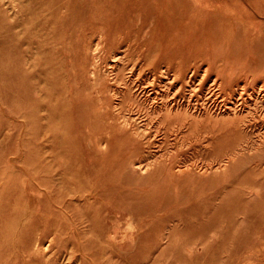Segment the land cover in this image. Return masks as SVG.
<instances>
[{
    "label": "rangeland",
    "instance_id": "1",
    "mask_svg": "<svg viewBox=\"0 0 264 264\" xmlns=\"http://www.w3.org/2000/svg\"><path fill=\"white\" fill-rule=\"evenodd\" d=\"M218 85L264 92V0H0V264H264L261 101L169 115Z\"/></svg>",
    "mask_w": 264,
    "mask_h": 264
},
{
    "label": "bare ground",
    "instance_id": "2",
    "mask_svg": "<svg viewBox=\"0 0 264 264\" xmlns=\"http://www.w3.org/2000/svg\"><path fill=\"white\" fill-rule=\"evenodd\" d=\"M101 34V33H100ZM98 38V37H97ZM99 43V42H98ZM95 51V50H94ZM113 52V51H112ZM92 54H93V64L92 65H94L93 67H96L97 66V63H98V60H99V56H98V54H97V51H95L94 53L92 52ZM115 60V59H114ZM113 60V61H114ZM118 60V59H117ZM91 65V66H92ZM210 65V64H209ZM114 67V66H113ZM219 67V66H218ZM95 69V68H94ZM99 69V68H98ZM97 69V70H98ZM111 70V69H110ZM162 70V69H161ZM165 70V69H164ZM163 71V70H162ZM228 71H230V70H228ZM131 72V71H130ZM93 73L95 74V71L93 70ZM179 74V73H178ZM180 75V74H179ZM219 75V74H218ZM167 76V75H166ZM223 76V75H222ZM224 77V76H223ZM222 77V78H223ZM204 78V77H203ZM219 79V78H218ZM217 79V80H218ZM161 80V79H160ZM169 80V79H168ZM170 80H172V79H170ZM199 80V79H198ZM215 80V79H214ZM201 81V80H200ZM199 81V82H200ZM224 81V80H223ZM222 81V82H223ZM194 83V82H193ZM217 83V82H216ZM224 83V82H223ZM195 84V83H194ZM193 84V85H194ZM213 84V83H212ZM215 84V83H214ZM213 84V85H214ZM196 85H198V84H196ZM237 85H239V84H237ZM219 87L216 89L217 90V92H214V90H212L210 93H209V101L208 102H205V105H204V102L202 103V105L201 106H199L198 108L197 107H195L194 108V110L193 111H182V110H180L179 109V107L181 106H179L178 107V102H177V104H173L170 108V113H169V115L171 116V117H177V118H180V119H183L184 120V122H188L189 120H190V123L189 124H191V128H192V125H194V127H196V129L198 130V131H202V129L204 128V127H206L207 125H209V124H213V125H215V124H219V122L220 121H222L224 124H225V126H231V127H233V129H235L234 130V132L237 130V131H241V130H243L242 129V127L244 126V120H245V118L247 117V113L251 110V108L253 107V105H254V103L253 102H251L252 100V98L254 99V97H253V95H256V97H257V99H259L260 101H261V103H262V105L264 106V92L263 91H258V92H256V93H254V94H252V95H250V97L249 98H246V99H243V95H242V91H241V93H240V91H239V89L237 90L236 88L233 90V91H231V90H229L228 91V87L227 88H225L226 90H227V92H224L223 91V89H221V87L220 86H223V85H218ZM235 86V85H234ZM245 86V85H244ZM263 86V85H262ZM194 87H198V86H195L194 85ZM243 87V86H242ZM215 88V87H214ZM244 88V87H243ZM210 89H211V87H210ZM209 89V90H210ZM224 89V90H225ZM241 89V88H240ZM260 89V88H259ZM263 89V88H262ZM209 90H207V91H209ZM245 90V89H244ZM243 90V91H244ZM261 90V89H260ZM152 91H153V89H152ZM152 91H150V92H152ZM190 92H191V90H189ZM201 91V90H200ZM255 91V90H254ZM253 91V92H254ZM251 92V91H250ZM229 93V97H227L226 96V94H228ZM246 93V92H245ZM149 94V93H148ZM155 94V93H154ZM158 95V94H157ZM205 96V95H204ZM246 96V95H245ZM191 97H193L192 95H191ZM194 98V97H193ZM184 99V98H183ZM191 99V98H190ZM203 99H206V98H203ZM240 99L242 100H244V102L242 101V102H240ZM198 100V99H197ZM207 100V99H206ZM158 101V100H157ZM202 101H204V100H202ZM254 102H255V99L253 100ZM258 101V100H257ZM197 102V101H196ZM180 103V102H179ZM181 103H182V101H181ZM194 103V102H193ZM256 103V102H255ZM198 104V103H197ZM66 105V104H65ZM117 105V104H116ZM187 105V104H186ZM192 105V104H191ZM256 105H257V103H256ZM192 106H194V104L192 105ZM262 107V106H261ZM260 107V108H261ZM169 108V107H168ZM183 108V107H182ZM181 108V109H182ZM164 109V108H163ZM163 109H162V112H163ZM187 109H189V108H187ZM256 109H257V107H256ZM252 110H253V108H252ZM251 110V111H252ZM260 110V109H259ZM161 111V110H160ZM165 111V110H164ZM188 112V113H187ZM263 112V111H262ZM261 112V113H262ZM258 114H260V112L258 113ZM253 115V114H252ZM255 115V114H254ZM264 116V115H263ZM23 117H25L26 118V116H24L23 115ZM255 117V116H254ZM20 118V117H19ZM22 118V117H21ZM24 119V118H23ZM179 119V120H180ZM251 119V118H250ZM258 119V118H257ZM261 119H263V118H261ZM247 120V119H246ZM251 120H254V119H251ZM256 120V119H255ZM260 120V119H259ZM259 122V121H258ZM263 122V121H262ZM261 122V123H262ZM250 123V122H249ZM171 124H172V122H171ZM256 124H258L257 122L255 123V126H256ZM185 125V124H184ZM187 125V124H186ZM250 125V124H249ZM261 125V124H260ZM224 126V125H223ZM252 126H253V123H252ZM24 127V126H23ZM182 127V126H181ZM184 127V126H183ZM188 127V126H187ZM209 127V126H208ZM263 127V126H262ZM24 128H26V127H24ZM143 128V127H142ZM174 128H176V125H175V127ZM215 128V127H214ZM254 128V127H253ZM181 129V128H180ZM193 129V128H192ZM195 129V128H194ZM193 129V130H194ZM233 129H232V131H233ZM258 129V128H257ZM184 130V129H183ZM208 130V129H207ZM217 130V129H216ZM226 130H227V128H226ZM256 130V129H255ZM259 130H261L262 131V129H260L259 128ZM258 130V131H259ZM264 130V129H263ZM23 131V130H22ZM197 131V132H198ZM212 131V128L210 129V132ZM215 131V130H214ZM249 131V130H248ZM257 131V130H256ZM258 131H257V133H258ZM183 132V131H182ZM187 132V131H186ZM203 132V131H202ZM229 132V131H228ZM247 132V131H246ZM245 132V133H246ZM191 133V132H190ZM208 133V131L206 132V134ZM238 133V132H237ZM242 133V132H241ZM241 133H239L240 135H241ZM195 134H196V132H195ZM210 134V133H209ZM212 134V133H211ZM215 134V133H214ZM214 134H212V135H214ZM193 135V134H192ZM219 135V134H218ZM222 135V134H221ZM201 136V135H200ZM217 136V135H216ZM196 137V136H195ZM199 137V136H198ZM211 137V136H210ZM209 137V138H210ZM218 137V136H217ZM229 137V136H228ZM233 137V136H232ZM216 138V137H215ZM221 138V137H220ZM231 138V137H230ZM32 139V138H31ZM30 139V140H31ZM199 139V138H198ZM197 139V140H198ZM201 139V138H200ZM252 139H254V138H252ZM217 141H218V139H216ZM227 140H228V138H227ZM246 140V139H245ZM256 140V139H255ZM34 141V140H33ZM32 141V142H33ZM221 141V140H220ZM219 141V142H220ZM223 142H224V140H222ZM233 141V140H232ZM231 141V142H232ZM35 142V141H34ZM228 143V142H227ZM213 144V143H212ZM211 145V144H210ZM228 145H230V144H228ZM242 145H245V146H247V147H256V149H262L263 147H264V131L261 133V135L259 136V139L257 140V141H252L251 140V142H247V144L245 143H240L239 142V146H241L242 147ZM22 146V145H21ZM245 146H243V147H245ZM23 147H24V145H23ZM237 148V147H236ZM25 149V148H24ZM244 149V148H243ZM23 150V149H22ZM24 151V150H23ZM239 151V150H238ZM247 151V150H246ZM250 151H251V148H250ZM260 151V150H259ZM263 151V150H262ZM261 151V152H262ZM25 152V151H24ZM23 152V153H24ZM27 153V152H26ZM263 153V152H262ZM19 155H20V153H19ZM25 155V154H24ZM24 155H22V156H24ZM30 156H32V155H30ZM38 156V155H37ZM21 157V156H20ZM28 157V156H27ZM33 157H34V155H33ZM25 158V157H24ZM141 158V157H140ZM235 160H237V159H235ZM40 166V165H39ZM42 166V165H41ZM38 167V166H37ZM224 167V166H223ZM43 170V169H42ZM45 172H46V170H45ZM57 174V173H56ZM39 177V176H38ZM48 177H50V176H48ZM31 178H32V176H31ZM55 178H56V176H55ZM33 179V178H32ZM37 179V178H36ZM54 179V178H53ZM35 181V180H34ZM55 183V182H54ZM59 183V182H58ZM56 187V186H55ZM54 191V190H53ZM92 191V190H91ZM88 193V192H87ZM86 193V194H87ZM90 193V192H89ZM88 195V194H87ZM89 196V195H88ZM87 196V197H88ZM97 198V197H96ZM99 198V197H98ZM84 199V198H83ZM59 200V199H58ZM82 200V199H81ZM87 201H88V199H87ZM58 202V201H57ZM86 202V201H85ZM99 202V201H98ZM88 203V202H87ZM58 205V204H57ZM90 205V204H89ZM94 205V204H93ZM91 207V206H90ZM88 208V207H87ZM98 226V225H97ZM130 226V225H129ZM42 248H41V246H37V249H36V252L38 253V254H42ZM29 259H31V258H29ZM69 260H70V258H69ZM26 261H27V259H26ZM124 262V261H123Z\"/></svg>",
    "mask_w": 264,
    "mask_h": 264
}]
</instances>
